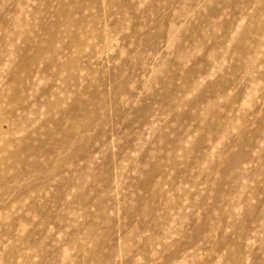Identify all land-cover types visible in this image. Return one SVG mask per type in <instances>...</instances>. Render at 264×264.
<instances>
[{"label": "rangeland", "instance_id": "rangeland-1", "mask_svg": "<svg viewBox=\"0 0 264 264\" xmlns=\"http://www.w3.org/2000/svg\"><path fill=\"white\" fill-rule=\"evenodd\" d=\"M0 264H264V0H0Z\"/></svg>", "mask_w": 264, "mask_h": 264}]
</instances>
